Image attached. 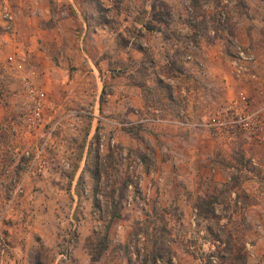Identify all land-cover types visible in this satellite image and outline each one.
<instances>
[{"label": "rangeland", "instance_id": "1", "mask_svg": "<svg viewBox=\"0 0 264 264\" xmlns=\"http://www.w3.org/2000/svg\"><path fill=\"white\" fill-rule=\"evenodd\" d=\"M159 246L264 264V0H0V264Z\"/></svg>", "mask_w": 264, "mask_h": 264}, {"label": "built area", "instance_id": "2", "mask_svg": "<svg viewBox=\"0 0 264 264\" xmlns=\"http://www.w3.org/2000/svg\"><path fill=\"white\" fill-rule=\"evenodd\" d=\"M40 96H41V100H40ZM37 100L36 102H34V106H33V113L35 114V116L39 117L41 114V110H42V97L43 94H36ZM246 120V119H245ZM245 120H242V118L239 120V124L241 122H245ZM237 123L236 118L235 117H229V116H223V117H219L216 119H213L211 122L210 127H213L216 130H222L225 129L228 133H232L233 130V126ZM252 122L251 126H253V128L256 127V124ZM242 125V124H240ZM242 129L246 131V126H242Z\"/></svg>", "mask_w": 264, "mask_h": 264}, {"label": "trees", "instance_id": "3", "mask_svg": "<svg viewBox=\"0 0 264 264\" xmlns=\"http://www.w3.org/2000/svg\"><path fill=\"white\" fill-rule=\"evenodd\" d=\"M101 173L102 172L99 171V170L96 171L98 179H100ZM96 205L100 208V204H99V200L98 199H96ZM101 211L103 213V210H101ZM120 217H121V214L119 212L117 214H113V218L114 219L120 218ZM169 253H170L169 248H167V247L165 248L163 246H159V247L155 248L153 253H150L147 256V260H148V262L151 260L152 264H156V262H158V260H163L167 256V254H169ZM169 262H171V259L168 260V263ZM142 264H147L146 258H145L144 261H142Z\"/></svg>", "mask_w": 264, "mask_h": 264}, {"label": "crops", "instance_id": "4", "mask_svg": "<svg viewBox=\"0 0 264 264\" xmlns=\"http://www.w3.org/2000/svg\"><path fill=\"white\" fill-rule=\"evenodd\" d=\"M166 163V162H165Z\"/></svg>", "mask_w": 264, "mask_h": 264}]
</instances>
